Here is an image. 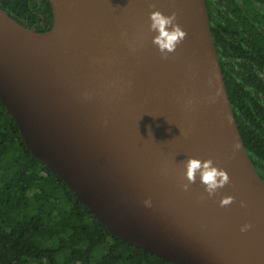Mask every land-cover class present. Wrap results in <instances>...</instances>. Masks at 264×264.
<instances>
[{
	"label": "water",
	"instance_id": "1",
	"mask_svg": "<svg viewBox=\"0 0 264 264\" xmlns=\"http://www.w3.org/2000/svg\"><path fill=\"white\" fill-rule=\"evenodd\" d=\"M49 1L46 31L0 7V99L26 146L131 245L174 264H264V181L205 0ZM156 9L187 32L167 59L149 30ZM189 156L212 158L231 182L209 198L197 175L184 191ZM225 195L234 200L221 207Z\"/></svg>",
	"mask_w": 264,
	"mask_h": 264
},
{
	"label": "trees",
	"instance_id": "2",
	"mask_svg": "<svg viewBox=\"0 0 264 264\" xmlns=\"http://www.w3.org/2000/svg\"><path fill=\"white\" fill-rule=\"evenodd\" d=\"M237 126L264 181V1L205 0ZM35 31L51 28L49 0H0ZM0 264H174L108 230L23 141L0 99Z\"/></svg>",
	"mask_w": 264,
	"mask_h": 264
},
{
	"label": "clouds",
	"instance_id": "3",
	"mask_svg": "<svg viewBox=\"0 0 264 264\" xmlns=\"http://www.w3.org/2000/svg\"><path fill=\"white\" fill-rule=\"evenodd\" d=\"M150 7L155 9V5L151 4ZM149 30L156 33L152 37V43L158 48L162 59H167L170 53H174L177 46L186 38L187 32L178 23L177 13L164 14L156 9L149 13ZM184 176L186 183L182 185L184 191H189L192 184L196 183L197 175L200 182L204 185V190L209 198L216 195L219 189L229 184L230 176L228 172L221 167H218L212 158L200 159L189 156L183 162ZM234 200L231 195L223 196L219 203L221 207L230 205ZM146 206L151 205V200L144 201ZM241 206H245L241 201ZM251 225L245 223L241 226V231H247Z\"/></svg>",
	"mask_w": 264,
	"mask_h": 264
}]
</instances>
